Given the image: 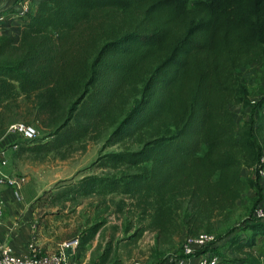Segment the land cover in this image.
Returning <instances> with one entry per match:
<instances>
[{"label": "trees", "instance_id": "1", "mask_svg": "<svg viewBox=\"0 0 264 264\" xmlns=\"http://www.w3.org/2000/svg\"><path fill=\"white\" fill-rule=\"evenodd\" d=\"M35 1L18 16L17 41L0 35V105L33 97L39 109H64L66 118L47 141L20 138L10 147L51 152L104 119L112 125L113 111L122 115L131 101L106 143L132 131L152 134L138 149L99 158L100 166L124 164L137 171L84 175L53 200L134 197L149 229L165 232L183 224L192 235L257 186L240 172L264 152V95L252 101L236 70L264 58V0ZM110 12L117 16L100 17ZM230 103L250 108L241 126ZM252 213L242 232L225 236V246L216 240L203 248L218 256V264H264L251 253L256 237L264 236V222ZM102 225L80 232L77 254ZM225 251L244 257L228 258Z\"/></svg>", "mask_w": 264, "mask_h": 264}, {"label": "rangeland", "instance_id": "2", "mask_svg": "<svg viewBox=\"0 0 264 264\" xmlns=\"http://www.w3.org/2000/svg\"><path fill=\"white\" fill-rule=\"evenodd\" d=\"M115 13L103 14V19ZM99 17L96 16V20ZM94 17L91 23H94ZM236 77L242 83L252 101L264 95V58L260 57L249 66L236 70ZM133 99V98H132ZM131 99V100H132ZM132 101L126 106L122 115L113 111L116 122L108 125L109 119H104L98 127L87 135L68 145L46 153L20 152L9 149L8 174L28 177L40 187V199L35 201L40 220L51 223L54 234L60 239L67 240L78 237L87 226L103 221V225L91 239V258L98 264L102 258L104 264H159L171 257H178L185 237L190 234L187 226L178 224L173 229L157 232L147 227V213L134 197L122 194H111L105 197L88 196L70 199L53 200L63 186H67L84 175H119L137 171V167L124 164L100 166L99 158L105 153L121 150H135L142 146L152 134L141 135L132 131L128 136L114 144L106 143L117 122L130 108ZM232 118L237 126L249 119V107L230 103ZM66 118V111L60 109L49 113L36 106L33 97H18L0 105V150L9 148L13 142L21 141L20 137L10 131V126L23 123L32 126L37 131L38 143L47 141L60 122ZM107 144V145H106ZM23 145V144H21ZM252 164V162L250 163ZM241 175L251 178L253 167H244ZM57 192V193H56ZM263 191L258 187L246 189L236 200L235 206L229 212L213 216L203 223L198 231L210 232L218 241L224 244L225 236L242 232L251 218L256 201H260ZM216 241V242H217ZM225 246V245H223ZM247 249H245V252ZM251 253L264 263V236H257ZM224 256L240 259L244 254L235 251H225ZM225 264V263H220Z\"/></svg>", "mask_w": 264, "mask_h": 264}, {"label": "crops", "instance_id": "3", "mask_svg": "<svg viewBox=\"0 0 264 264\" xmlns=\"http://www.w3.org/2000/svg\"><path fill=\"white\" fill-rule=\"evenodd\" d=\"M36 1L31 3L34 6ZM19 6L14 0H0V35H6L9 38L18 40L21 32V23L16 16ZM13 148H1L7 158V151ZM8 165V159H7ZM6 167L4 171L9 170ZM24 184L20 189V199H15L12 190L5 185L0 184V199L2 200L3 217L0 223V242L8 243L18 256L28 254V244L34 241L35 246L42 254H52L58 252L60 244L64 241L54 234L49 221L40 220L36 214L38 210L35 199L40 195L39 183L34 182L28 177H23ZM91 240L85 245V248L77 254L75 248H70L66 253H76L77 264H95L91 258Z\"/></svg>", "mask_w": 264, "mask_h": 264}, {"label": "built area", "instance_id": "4", "mask_svg": "<svg viewBox=\"0 0 264 264\" xmlns=\"http://www.w3.org/2000/svg\"><path fill=\"white\" fill-rule=\"evenodd\" d=\"M35 0H14L19 6L15 12L16 16H23L31 10V3ZM3 17L0 16V21ZM10 131L18 135L21 139L32 140L37 137V131L30 125L15 123L10 126ZM16 149V145L12 147ZM7 165V158L0 150V184L12 190L13 197L20 199V189L24 184L23 177L13 176L4 171ZM252 177L257 181V186L263 191L262 199L253 209V217L264 222V152H261L253 165ZM3 217L2 200L0 199V223ZM216 241L215 236L206 231H199L196 234L187 235L181 248L180 256L171 257L161 264H218L217 255L205 252L206 248ZM78 244V237L64 240L60 244L58 252L52 254H42L35 246L34 241L29 242L28 254L18 256L8 243L0 242V264H77L74 252L66 253L70 248H75ZM201 249H203L201 251ZM198 252V253H197ZM139 264V263H134Z\"/></svg>", "mask_w": 264, "mask_h": 264}]
</instances>
